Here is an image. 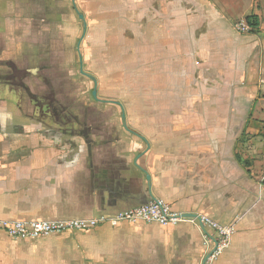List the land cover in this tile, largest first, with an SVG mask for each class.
Returning a JSON list of instances; mask_svg holds the SVG:
<instances>
[{
  "label": "crops",
  "instance_id": "0c3cea01",
  "mask_svg": "<svg viewBox=\"0 0 264 264\" xmlns=\"http://www.w3.org/2000/svg\"><path fill=\"white\" fill-rule=\"evenodd\" d=\"M249 16L258 27L235 32ZM6 62L27 77L26 95L0 84V219L160 200L234 226L211 264H264V0H0V76ZM0 236V264H203L206 251L186 223Z\"/></svg>",
  "mask_w": 264,
  "mask_h": 264
},
{
  "label": "built area",
  "instance_id": "2783aa9c",
  "mask_svg": "<svg viewBox=\"0 0 264 264\" xmlns=\"http://www.w3.org/2000/svg\"><path fill=\"white\" fill-rule=\"evenodd\" d=\"M233 30L239 34L251 32V28L244 21L235 23ZM123 223L158 224L164 227L186 223L204 228V238L206 241L204 264H211L223 254L229 247L234 233L233 225H220L205 215L175 213L164 202L154 200L147 205L118 212L111 216L100 215L96 218L83 220L27 222L0 219V234L12 240H39L54 235L87 232L104 225L117 227Z\"/></svg>",
  "mask_w": 264,
  "mask_h": 264
},
{
  "label": "flooded vegetation",
  "instance_id": "af4514ba",
  "mask_svg": "<svg viewBox=\"0 0 264 264\" xmlns=\"http://www.w3.org/2000/svg\"><path fill=\"white\" fill-rule=\"evenodd\" d=\"M2 66L8 67L10 70L9 75L6 76H0V84H6V85H11V87L18 86L20 88H23V90L26 92V88L23 85V81L25 80L24 76L27 73L26 71L18 69L14 64L11 62H6L1 64ZM49 100V99H48ZM48 103V109L53 112V114L57 117L60 118V121L63 124H68L69 120L67 116L62 113L63 111L56 108L52 102H47ZM61 116V117H60ZM66 118V119H65ZM68 126V125H67Z\"/></svg>",
  "mask_w": 264,
  "mask_h": 264
},
{
  "label": "rangeland",
  "instance_id": "374dc122",
  "mask_svg": "<svg viewBox=\"0 0 264 264\" xmlns=\"http://www.w3.org/2000/svg\"><path fill=\"white\" fill-rule=\"evenodd\" d=\"M74 31H76L75 32V37H74V40H75V45L77 44V42H79V40H81L82 38L84 39V36H82V28H81V21H79L78 22V24H75V26H73V27H71V25H68V28H67V31H65V32H68V33H74ZM82 39V40H83ZM82 40H81V42H82ZM52 45V44H51ZM81 45V44H80ZM53 46V45H52ZM74 52V51H73ZM73 52L70 50V49H68V51H66L65 53H67V55L68 56H70V54H72V56H73V58H74V55H73ZM75 54V53H74ZM76 55V54H75ZM81 56V55H80ZM27 77V75L25 74V76H24V78H26ZM15 88H18V89H21L20 87H18V86H14ZM17 89V90H18ZM23 91V90H22ZM24 92V91H23ZM22 93V92H21ZM25 93V95H26V92H24ZM60 235H62V234H60ZM0 240H6V238L5 237H1L0 236Z\"/></svg>",
  "mask_w": 264,
  "mask_h": 264
},
{
  "label": "water",
  "instance_id": "95a60500",
  "mask_svg": "<svg viewBox=\"0 0 264 264\" xmlns=\"http://www.w3.org/2000/svg\"><path fill=\"white\" fill-rule=\"evenodd\" d=\"M75 8V7H74ZM75 11H76V13H77V16H78V18H79V20L82 22V36H84V34H85V30H86V23H85V20H84V17L81 15V14H79L78 13V11L76 10V8H75ZM79 43H80V41H79ZM77 50L79 51V44H78V46H77ZM79 64H80V73L81 74H83V75H85V76H87V77H90V76H88L87 74H85L83 71H82V68H81V66H82V61H81V59L79 60ZM91 78V77H90ZM92 97H93V99H95V100H97V98H96V89H94L93 91H92ZM202 230L204 231V228H202ZM204 262H205V260H203V264H204Z\"/></svg>",
  "mask_w": 264,
  "mask_h": 264
},
{
  "label": "trees",
  "instance_id": "16d2710c",
  "mask_svg": "<svg viewBox=\"0 0 264 264\" xmlns=\"http://www.w3.org/2000/svg\"><path fill=\"white\" fill-rule=\"evenodd\" d=\"M245 22L251 28V30H255L258 27V19L256 16H249L246 18Z\"/></svg>",
  "mask_w": 264,
  "mask_h": 264
}]
</instances>
